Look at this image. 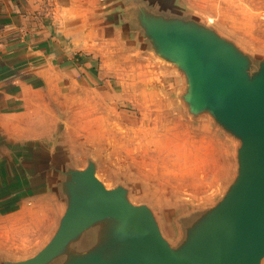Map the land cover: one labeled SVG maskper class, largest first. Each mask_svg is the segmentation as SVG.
Returning a JSON list of instances; mask_svg holds the SVG:
<instances>
[{"label":"water","instance_id":"water-1","mask_svg":"<svg viewBox=\"0 0 264 264\" xmlns=\"http://www.w3.org/2000/svg\"><path fill=\"white\" fill-rule=\"evenodd\" d=\"M68 0L181 151L150 153L45 65L10 66L40 120L0 99V264H264V0ZM34 109H32L33 111ZM100 136L104 141H92Z\"/></svg>","mask_w":264,"mask_h":264},{"label":"crops","instance_id":"crops-1","mask_svg":"<svg viewBox=\"0 0 264 264\" xmlns=\"http://www.w3.org/2000/svg\"><path fill=\"white\" fill-rule=\"evenodd\" d=\"M69 22L68 0H0V99L5 111L21 114L33 109L26 87L7 81L9 65L41 63L71 86L102 88L110 94L112 85L98 69L97 55L102 52L108 60L105 73L116 67L98 45L75 41ZM86 45L96 48V56ZM20 96H25L23 103H17Z\"/></svg>","mask_w":264,"mask_h":264},{"label":"rangeland","instance_id":"rangeland-1","mask_svg":"<svg viewBox=\"0 0 264 264\" xmlns=\"http://www.w3.org/2000/svg\"><path fill=\"white\" fill-rule=\"evenodd\" d=\"M228 2L242 13L250 15L251 18L256 14V8L250 0H228ZM92 46L86 45L88 50L96 56V48ZM96 58L98 69L110 79L112 85V88L108 89L110 94L102 88H76L88 95L91 105L106 115L115 131L124 135L126 139L143 149H148L150 153L157 156L170 159L179 158L180 149L155 133L151 109L129 90L125 73L117 68L111 71L113 73H105L107 72L105 67H109L108 60L102 52ZM24 98L25 96H20L17 103H23ZM33 109V111L28 110L21 115L18 114L22 116L27 125H34L40 120V110L37 107ZM15 111L17 112L16 109ZM8 112L14 113L13 110H8ZM91 140L104 141L100 136H91L89 141L92 142ZM0 228L5 230L13 240L24 244L31 242L40 231V225L35 222H12L0 225Z\"/></svg>","mask_w":264,"mask_h":264}]
</instances>
